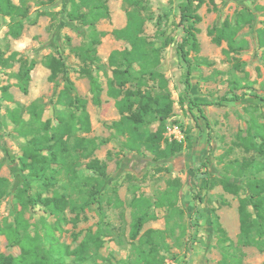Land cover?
Instances as JSON below:
<instances>
[{
	"label": "rangeland",
	"instance_id": "rangeland-1",
	"mask_svg": "<svg viewBox=\"0 0 264 264\" xmlns=\"http://www.w3.org/2000/svg\"><path fill=\"white\" fill-rule=\"evenodd\" d=\"M13 1L20 3V0ZM183 1L145 0L153 19L145 23L144 35L156 46L165 38L172 39L162 51L161 64L157 68L168 81L173 101V113L166 120L164 137L169 142H182L184 148L168 160H155L148 152L128 150L125 147L126 136L118 135L110 128L120 115L115 100L107 95V81L112 77L108 57L114 50L129 48L127 42L111 34L126 23L123 0H104L109 17L95 24L98 32L105 33L96 47V56L100 60L96 64L81 59V50L88 44L90 29L68 19L70 0H55L51 4H44L43 0H28V18L24 20L23 32L17 39L8 35L10 18L0 14V57L7 59L13 52H18L17 58L36 62L26 95L16 87L19 63L14 60L5 66L0 63V176L9 181L6 195L0 199V229L5 222L17 224L13 215L17 210L21 212L19 223L27 226L24 243L35 244L42 255L47 254L53 244L73 250L85 242L88 251L84 259L65 257L66 264H123L134 257L133 246L138 244V239L129 237L133 212L130 201L141 197L154 203L168 188L169 181L178 180L180 188L176 207L182 210V217L175 215L166 223L168 209L152 207L150 213H155L157 218L148 221L140 233L148 229L165 231L169 249L160 251L165 258L163 264H219L222 249L213 225L215 216L236 244L239 199L247 195L246 180L253 171L247 169L245 176L238 179L234 172L244 162L258 158L253 151L245 150L241 139H252L257 127L264 132V49L257 40V31L264 29V0H205L197 11L201 16L197 25L199 51L189 53L193 66L189 93L185 92L184 85L186 65L178 52L184 38L180 25ZM81 12H86V9ZM241 12L253 16L252 23L241 26L234 36L236 43L242 42L241 49H229L225 40L220 45L214 44L212 38L219 34L224 23L230 28L237 26ZM210 30L213 35H209ZM47 56L61 58L65 63L57 83L48 81L50 72L42 65ZM84 70H89L101 86L99 102L91 91ZM67 80L74 85L73 95L86 101L85 111L90 122V131H79L77 135L100 143L90 158L78 161V172L93 176L85 169V164L96 159L105 164L107 177L98 193L100 204L91 203L83 212L67 209L63 216L54 217L29 202L38 194L51 196L52 190L46 192L41 180L26 178L18 172V167L10 165L5 149L17 162L29 139L20 135L19 126L11 121L9 111L16 106L23 107L21 117L27 122L29 114L26 108L37 102L42 107L41 120H53L58 112L68 111L56 103ZM3 87H7L11 101L4 97ZM127 87L134 88L135 85L131 83ZM142 89L153 94L158 92L156 83L151 81H147ZM242 93L252 96L235 102L222 101L221 106L214 105L224 96ZM189 100L202 104L200 108L204 118L190 106ZM157 124H150L148 129L154 131ZM53 125H56L54 120ZM252 141L259 142L254 138ZM254 176L264 178V173ZM211 178L237 181L243 190L238 196H233L225 193L221 186L208 189L207 180ZM66 182L67 177L61 173L54 190L63 192L62 186ZM71 197L77 199L79 196L72 194ZM116 199L121 205H117ZM179 223L185 228L184 235L176 227ZM95 244L99 247L96 248ZM240 251L242 264H264V252L255 247H241ZM0 252L20 257L22 247L9 244L5 235L0 233Z\"/></svg>",
	"mask_w": 264,
	"mask_h": 264
},
{
	"label": "trees",
	"instance_id": "trees-1",
	"mask_svg": "<svg viewBox=\"0 0 264 264\" xmlns=\"http://www.w3.org/2000/svg\"><path fill=\"white\" fill-rule=\"evenodd\" d=\"M55 0H43L44 4H51ZM213 1V0H210ZM28 0H20L14 4L12 0H0V14L10 18L8 35L14 39L21 36L24 29V20L28 18ZM125 5L126 25L122 29H116L111 34L118 40H123L129 44L128 49L114 50L108 57V65L112 69V77L107 81V95L115 100V107L120 115V119L113 122L110 128L116 134L126 136L125 147L130 151L138 153L148 152L154 156L155 160H168L180 153L184 146L182 142L176 140L168 141L164 137L166 130V120L173 113V101L168 90V81L157 68L161 64L162 51L168 47L172 39L165 38L156 46L155 42L149 41L144 35V26L147 21L153 19L145 0H123ZM71 9L67 12V17L71 21H77L90 29L88 44L81 50L83 62L90 64L99 63L96 56V47L100 44V38L105 35L98 32L95 24L109 17L108 8L104 0H70ZM205 4V0H184L180 6V25L184 32L183 42L178 48V52L186 65V75L184 79L185 92L191 89L190 77L193 71L192 59L189 57L190 51L198 53L199 44L197 25L201 22L198 9ZM86 9V12H81ZM253 21L250 13L241 12L238 15V22L235 28H230L224 23L223 28L212 38L216 45L221 41L227 42L231 50H240L242 42L236 43L234 36L238 29ZM159 23V20L157 21ZM213 35V31H209ZM257 40L261 48L264 49V29L257 31ZM17 52H13L7 59L0 57L1 65L5 66L8 61H17L19 70L16 74L17 88L21 93L27 94L31 81L30 72L35 66V61H27L18 57ZM203 63V62H200ZM42 65L49 70V82H56L57 77L64 71L65 63L61 58L47 56L42 61ZM100 68V66H98ZM89 79L91 91L99 102L101 86L97 79L89 70L83 72ZM147 81L156 83L158 92L153 94L150 90L142 89ZM134 83L135 87L127 85ZM75 91L72 82L67 80L63 88L59 91L56 103L67 112H58L52 119L42 121V107L39 103L33 102L26 108L29 120L22 119L24 110L21 106H16L9 111L11 121L16 124L22 137H29L26 144L21 149V156L18 161L5 149L10 165L18 167V172L23 173L26 178L41 180L42 187L46 192H51V196L43 197L38 194L34 199H29L32 205H38L45 213L54 217L63 216L64 212H83L91 203L100 204L98 193L104 185L106 179V166L99 160L92 159L85 164V169L91 171L93 176H84L78 172V161L81 158L88 159L99 147L94 139L83 138L77 132H89L90 122L85 111L86 101L73 95ZM4 97L11 101V95L7 92V87L2 88ZM252 94L242 93L241 95L224 96L214 105L221 106L222 101L235 102L244 99ZM257 97V96H255ZM190 106L198 110L203 116L200 103L189 100ZM157 122V128L150 131L148 126ZM259 142H253L252 139ZM252 139L242 138V145L245 150L253 151L257 154V159L244 162L234 172L235 177L242 178L245 171L252 170L253 174L246 180L247 195L239 199L238 218L239 234L236 244L227 236L215 216L213 220L214 229L219 235V243L222 249V258L219 264H242L241 247H255L264 252V178H257L254 174L264 173V132L257 127L256 134ZM1 168V166H0ZM67 177V182L62 186L61 193L54 190L58 183L60 174ZM207 188L211 189L221 186L225 193L238 196L243 187L237 181L221 178H211L207 180ZM9 188V181L0 176V199L4 197ZM180 182L173 180L168 182V188L157 200L152 203L147 199L135 197L130 201L133 210L130 223L129 237L131 240L138 239L137 246H133L134 257L128 259L123 264H163L164 256L160 255L161 250H168L165 242V231L148 229L142 234L143 226L151 220L157 218L155 213H150L152 207L167 208L166 223L175 215L182 217V210L176 207L178 200V190ZM26 189V187H25ZM78 194L77 199L71 197ZM117 205H121L119 200H115ZM252 208V211L249 210ZM17 224L5 222L0 233H3L9 244L20 245L22 255L14 257L4 255L0 252V264H66L65 257H73L83 260L88 251V245L81 242L75 249L70 250L68 246L52 245L51 249L42 255L40 248L35 244L24 243L27 226L20 224L21 212H13ZM78 213L74 220L77 221ZM180 234H185L182 224H177ZM23 233V234H22ZM49 234H47L48 236ZM51 236V234H50ZM49 237V236H48ZM51 241L53 238L49 237ZM96 248L99 245H96ZM189 255V249H188Z\"/></svg>",
	"mask_w": 264,
	"mask_h": 264
},
{
	"label": "crops",
	"instance_id": "crops-1",
	"mask_svg": "<svg viewBox=\"0 0 264 264\" xmlns=\"http://www.w3.org/2000/svg\"><path fill=\"white\" fill-rule=\"evenodd\" d=\"M12 2H13L14 4H17V3L14 2L13 0H12ZM17 5H18V4H17ZM125 25H126V23H125ZM125 25H124V26H125ZM124 26H123V27H124ZM123 27H122V28H123ZM122 28H120V29H122ZM17 53H18V52H17ZM109 55H110V53H109ZM31 61H34V60H31ZM29 62H30V61H29ZM35 63H36V62H35ZM35 65H36V64H35ZM34 67H35V66H34ZM33 69H34V68H33ZM32 71H33V70H32ZM32 71H31V72H32ZM31 72H30V76H31ZM16 87H17V86H16ZM18 90H19V89H18ZM19 91H20V90H19ZM22 94H23V93H22Z\"/></svg>",
	"mask_w": 264,
	"mask_h": 264
}]
</instances>
